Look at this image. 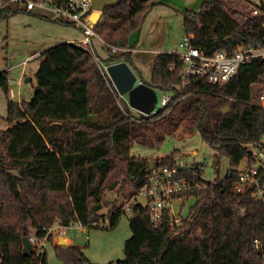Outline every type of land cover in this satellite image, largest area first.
<instances>
[{"label":"trees","instance_id":"obj_1","mask_svg":"<svg viewBox=\"0 0 264 264\" xmlns=\"http://www.w3.org/2000/svg\"><path fill=\"white\" fill-rule=\"evenodd\" d=\"M13 3L20 2L3 0L0 19L27 11L22 3L18 8L11 7ZM159 3L121 0L105 8L93 25L95 37L104 48L107 43L121 50L100 57L92 46L54 45L38 56L29 101H7V127L0 129V264H32V255L22 253L23 238L51 240L54 223L62 228L75 222L101 225L105 191H120L121 182L127 181L131 199L149 164L171 166L178 154L151 162L132 155V143L149 140L157 145L181 130L197 132L219 158L228 159L229 167L214 183L203 179L200 165L184 171L182 176L205 184L182 194L196 197L197 203L174 230L167 218L154 227L146 208L132 203L130 236L117 264H262L252 243L258 239L264 245V207L248 193H233L228 181L264 133V108L252 102L261 65H244L219 86L201 79L180 90V57L160 52L152 60L149 80L138 76L149 87L170 94V102L151 115H134L127 103L120 106L102 67L125 61L132 69L131 36L141 28L149 7ZM182 15L183 33L205 54L264 42V19L246 12L231 14L223 0L203 1L199 10L186 9ZM7 86L6 72H0V87L8 92ZM123 212L122 206L109 208L110 227ZM56 253L72 264L89 263L79 247L56 246Z\"/></svg>","mask_w":264,"mask_h":264},{"label":"rangeland","instance_id":"obj_2","mask_svg":"<svg viewBox=\"0 0 264 264\" xmlns=\"http://www.w3.org/2000/svg\"><path fill=\"white\" fill-rule=\"evenodd\" d=\"M203 1L208 0H162L161 3L149 7L141 28L131 36L132 42L138 38L137 46L132 52V69L135 74L137 73V77L144 81L149 80L152 60L163 49L170 52L179 50L178 42L183 37L182 12L186 9L199 10ZM223 2L225 9L232 14L233 12L245 13L253 0H223ZM22 6L21 3L11 4L13 8ZM233 16L239 21L238 16L234 14ZM81 34V29L75 25L50 19L42 15L37 8L31 12H15L7 18L0 19V69L7 71L8 85V92L0 87V129L7 127L5 120L7 101H29L32 97L36 85L35 73L40 63L38 56L41 53L33 54L58 41L80 38ZM91 46L96 49L100 57H104L107 52L95 36L91 37ZM145 49L152 52H145ZM102 67L105 70L106 65L103 64ZM26 77H29L30 81L25 82ZM252 89L253 94L256 95L259 89L257 86ZM121 96L116 98L120 106L128 100L127 94ZM161 97L162 94L159 92V107ZM128 107L134 114L139 113L129 104ZM151 142V146L144 141L133 142L130 148L131 154L152 162L156 158L167 157L176 151L178 154L175 156L179 164L186 168L202 166L203 175L208 180L222 177L229 167L228 159L219 158L214 149L207 145L195 131L188 135L181 130L176 136H166L157 145ZM121 185L123 189L120 191L116 187L114 190L103 193L104 206L100 213L104 219L101 225L82 227L75 222L62 228L57 223L53 224L52 239L44 241L46 264H72L59 257L56 246L79 247L90 264H107L123 259L124 241L130 236L128 218L132 215L131 204L136 202L145 205L146 199L142 195L130 199L127 194L131 189L129 183L122 181ZM119 206L123 207L124 212L115 226L110 227L107 216L109 208ZM86 236L88 239H85ZM58 237L68 238L70 244H62L61 238Z\"/></svg>","mask_w":264,"mask_h":264},{"label":"built area","instance_id":"obj_3","mask_svg":"<svg viewBox=\"0 0 264 264\" xmlns=\"http://www.w3.org/2000/svg\"><path fill=\"white\" fill-rule=\"evenodd\" d=\"M9 2H20L27 11H35L37 8L42 15L50 19L75 25L82 31V38L75 43L88 50L91 48V37L95 36L93 24L89 21V16L93 11L91 0H64L59 3L53 0H9ZM2 3L3 0L0 4ZM246 13L250 17L257 16L264 19V0H253ZM191 38V35L184 34L178 42L179 50L169 52L179 56L182 61L180 90L188 88L192 80L200 81L202 79L208 84L222 85L236 74L240 67L257 61L261 65V77L260 83L256 85L259 90L254 95L252 102L264 108V42L240 44L231 52L216 50L205 54L200 48L191 45ZM105 48L109 54L121 50L119 47L107 43ZM172 68L173 66H169V70ZM161 94L160 108H163L170 102L171 97L169 93L161 92ZM10 95L12 96V92ZM188 169L190 168L178 163L176 156H174V163L171 166L149 164L145 168L144 181L133 198L137 195L145 197L146 203L143 206L149 213L154 227L159 226L163 218H167L168 225L172 230L180 226L184 219L181 212L189 198L182 194L204 186L205 182L203 181L198 183L195 179L182 176ZM198 169H202V166H198ZM201 176L205 181L215 182L214 179H206L203 174ZM228 181L231 183L230 189L233 193H248L253 201L264 207V133L260 143L250 148L249 157L240 161L235 173ZM52 229L50 228L49 231L51 232ZM85 239L88 237L86 236ZM28 240L30 254L33 258L32 264H43L46 236L40 239L30 236ZM252 248L264 264V245L258 239H254Z\"/></svg>","mask_w":264,"mask_h":264},{"label":"water","instance_id":"obj_4","mask_svg":"<svg viewBox=\"0 0 264 264\" xmlns=\"http://www.w3.org/2000/svg\"><path fill=\"white\" fill-rule=\"evenodd\" d=\"M2 0H0L1 2ZM121 0H91V6L93 8L92 13L89 16V21L93 25L99 21L101 12ZM105 72L110 79L113 87L117 93L121 96L127 94L128 104L136 111L145 114L151 115L160 109L159 107V91L149 87L148 85L142 83L139 78L136 76L131 67L125 62H116L109 64L105 67ZM25 82L30 81L29 77H26ZM198 82V80H195ZM228 110V106L222 108V112L225 113ZM197 203L196 197H189L184 204V207L181 212V216L185 219L189 216L191 208L194 207ZM22 253L24 255L30 254V242L27 237H24L23 240ZM60 242L66 245L64 240ZM83 264H89L84 262ZM111 264H117L113 262Z\"/></svg>","mask_w":264,"mask_h":264},{"label":"crops","instance_id":"obj_5","mask_svg":"<svg viewBox=\"0 0 264 264\" xmlns=\"http://www.w3.org/2000/svg\"><path fill=\"white\" fill-rule=\"evenodd\" d=\"M162 1V0H161ZM183 35H184V33H183ZM139 36V35H138ZM82 38V34H81V37L80 38H77V39H75V40H73V39H67L66 41L65 40H63V41H58V42H56V43H53V44H51V45H48L47 47H45V48H43L40 52H36V53H34L33 55H35V54H40V53H42L44 50H46V49H48V48H50V47H52V46H54V45H57V44H60V43H64V42H68V43H75V42H78L80 39ZM138 40V38L137 39H134V41H133V47H132V51L135 49V47L137 46V41ZM163 43V41L161 42V44ZM152 52V50H148V49H145V52ZM162 52H170V51H164V49L162 50ZM38 54V55H39ZM23 64H25L24 63V61H23ZM0 72H7L5 69L4 70H1L0 69ZM140 80V79H139ZM138 112V111H137ZM133 113V112H132ZM134 114V113H133ZM134 115H138V114H134ZM144 142H146V143H148V145L149 146H151L152 145V142L151 141H149V140H147V141H144ZM58 238H61V239H63V240H65L67 243H66V245H69L70 244V240L68 239V238H66V237H58ZM58 240V239H57ZM108 263H111V262H108ZM107 263V264H108Z\"/></svg>","mask_w":264,"mask_h":264}]
</instances>
